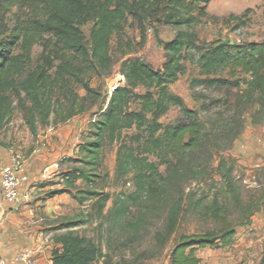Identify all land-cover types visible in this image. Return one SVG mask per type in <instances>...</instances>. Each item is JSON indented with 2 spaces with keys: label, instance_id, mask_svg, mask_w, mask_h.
<instances>
[{
  "label": "trees",
  "instance_id": "trees-1",
  "mask_svg": "<svg viewBox=\"0 0 264 264\" xmlns=\"http://www.w3.org/2000/svg\"><path fill=\"white\" fill-rule=\"evenodd\" d=\"M207 3L0 0V8L39 12L30 25L15 28V34L0 41V130L12 116L13 97L33 136L38 124L65 123L83 114L88 101L95 104L100 97L84 76L89 71L109 72L111 39L122 32L128 17L190 29L205 16ZM88 24L86 39L81 29ZM43 34H52L69 57H58L59 64L54 67L45 56L41 65L17 82L16 77L25 71L32 42ZM18 45L21 53L15 54ZM161 46L165 61L160 70L139 58L120 64L123 84L111 91L106 107L89 122L75 158L68 160L72 166L59 174V188L49 193L50 198L66 194L81 207L89 203V217L101 227L106 225L110 234L125 233V239L111 252H104L99 241L75 232L86 221L67 220L53 229L51 264H135L146 254H137L133 262H127L118 250L137 241L148 216L162 218L161 227L153 234L156 255L172 242L168 264H201L200 250L229 248L236 227L250 226L261 211L260 198L244 197L234 161L218 156L216 166L214 163L215 155L229 149L242 133L247 109L257 105L251 120L264 122V42L204 44L194 33L179 31ZM186 62L196 64L201 77L190 82L192 98L200 103L194 110L169 90L184 74ZM71 81L81 86L85 97L78 98L70 88ZM139 88L143 93L136 92ZM197 88L207 94L196 92ZM57 90L69 93V106L60 102ZM171 108L179 109L180 115L162 124L160 120ZM112 145L117 146L112 182L133 188L114 197L104 191V185L99 186L108 180V174H102L103 150ZM207 181L212 194L191 188ZM188 217L201 227L189 235L179 233ZM257 264H264V248Z\"/></svg>",
  "mask_w": 264,
  "mask_h": 264
},
{
  "label": "rangeland",
  "instance_id": "rangeland-1",
  "mask_svg": "<svg viewBox=\"0 0 264 264\" xmlns=\"http://www.w3.org/2000/svg\"><path fill=\"white\" fill-rule=\"evenodd\" d=\"M38 13L37 10L28 8L1 7L0 41H4L9 34H15V28L30 25V20ZM89 29L90 24L81 29L86 39L89 36ZM179 31L194 33L204 44L264 42L263 0H208L205 16L190 29L160 26L152 20L139 22L128 17L122 32L111 39L108 49L111 61L109 72L89 71L84 76L90 87L99 93L97 103L88 101L83 114L76 115L65 123H52L46 127L38 124L34 136L27 129L17 99L12 98V116L0 130V154L5 158H9L10 155L20 156L21 172L28 175V183L23 187L26 199L20 205L16 216L20 227L28 234H44L48 236V240H52L53 229L56 226L67 220L77 219L86 223L77 227L75 232L99 241L104 252H111L118 242L125 239V233L110 234L106 225L101 227L99 221L89 217L91 212L89 203L81 207L66 194L50 198L49 193L59 188L56 184L59 174L72 166L68 160L75 158L77 146L86 134L89 122L106 107L112 88L123 84L119 74L120 64L126 59L139 58L148 63L153 70H160L165 61L161 44L173 40ZM14 52L21 53L19 45ZM45 56H48L56 67L59 64L58 57L68 58L69 54L62 49L52 34H43L32 42L25 71L16 77L17 82H21L28 73L41 65ZM197 78H201L199 67L186 62L184 74L169 87V90L181 98L190 110L198 109L200 105L193 100L190 90V82ZM69 85L78 98L85 97V92L79 84L71 81ZM195 91L207 94L201 88ZM57 92V98L64 107L69 106V101L72 100L69 93L61 90ZM136 92L143 93V90L139 88ZM256 110L258 106L254 105L243 113L242 133L229 149L215 155L214 166L218 156L233 160L235 176L241 182L244 197L260 198L262 209L254 215L250 226L236 227V234L229 248L200 250L198 256L201 258V264H257L264 248V122L258 124L252 122L251 115ZM179 115V109L171 108L160 122L168 124ZM116 151V145L107 146L103 150L102 174L107 173L108 180L99 184L105 186L104 191L111 197L120 191L130 193L133 190L131 185L116 186L112 182ZM213 178L219 180L216 176ZM210 184V181L192 184L191 188L194 191L204 190L212 194L213 190L209 191ZM219 186L218 183L217 187ZM110 206L111 202L107 204L105 212ZM146 221L145 228L138 232L137 241L128 249H119L118 253L122 254L127 262H133L137 254L145 253L146 257L136 260L135 264H168L172 242L161 254L156 255L153 241V234L161 227L162 218L157 220L148 216ZM199 227L201 225L193 217H188L182 223L179 233L189 235Z\"/></svg>",
  "mask_w": 264,
  "mask_h": 264
},
{
  "label": "crops",
  "instance_id": "crops-1",
  "mask_svg": "<svg viewBox=\"0 0 264 264\" xmlns=\"http://www.w3.org/2000/svg\"><path fill=\"white\" fill-rule=\"evenodd\" d=\"M7 163L8 158L0 154V264H22L20 259L24 256L30 257L35 264H51L52 240L44 234H28L16 218L24 200L21 199L20 205L15 206L3 198L1 171ZM24 190L21 189V198L26 196Z\"/></svg>",
  "mask_w": 264,
  "mask_h": 264
},
{
  "label": "built area",
  "instance_id": "built-area-1",
  "mask_svg": "<svg viewBox=\"0 0 264 264\" xmlns=\"http://www.w3.org/2000/svg\"><path fill=\"white\" fill-rule=\"evenodd\" d=\"M117 86L113 87L114 90ZM22 161L18 155H10L8 163L2 168L1 190L5 202L15 206L20 205L26 196L21 198V189L28 183V176L21 172ZM22 199V200H21ZM22 264H35L33 260L24 256L20 259Z\"/></svg>",
  "mask_w": 264,
  "mask_h": 264
}]
</instances>
